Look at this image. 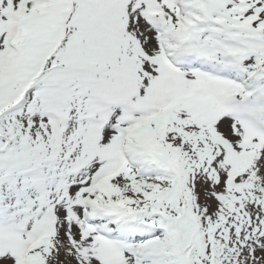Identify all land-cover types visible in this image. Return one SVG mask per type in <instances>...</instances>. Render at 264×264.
Segmentation results:
<instances>
[{
    "label": "snow or ice",
    "instance_id": "obj_1",
    "mask_svg": "<svg viewBox=\"0 0 264 264\" xmlns=\"http://www.w3.org/2000/svg\"><path fill=\"white\" fill-rule=\"evenodd\" d=\"M0 264H264V0H0Z\"/></svg>",
    "mask_w": 264,
    "mask_h": 264
}]
</instances>
